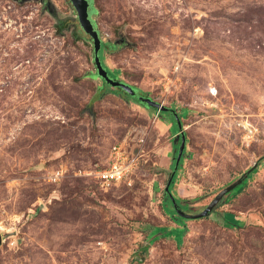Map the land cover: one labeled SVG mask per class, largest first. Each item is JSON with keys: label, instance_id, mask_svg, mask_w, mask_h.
I'll list each match as a JSON object with an SVG mask.
<instances>
[{"label": "rangeland", "instance_id": "obj_1", "mask_svg": "<svg viewBox=\"0 0 264 264\" xmlns=\"http://www.w3.org/2000/svg\"><path fill=\"white\" fill-rule=\"evenodd\" d=\"M0 0V264H264V0H89L110 70L172 113L95 74L68 0ZM61 24V26H60ZM135 162L107 188L85 171L112 146ZM56 169L62 176L51 181ZM42 206V207H41Z\"/></svg>", "mask_w": 264, "mask_h": 264}, {"label": "water", "instance_id": "obj_2", "mask_svg": "<svg viewBox=\"0 0 264 264\" xmlns=\"http://www.w3.org/2000/svg\"><path fill=\"white\" fill-rule=\"evenodd\" d=\"M73 11L75 12V17L77 19V22L80 26V28L84 31L85 34H87L90 37V41L92 44V61L95 68V74L98 78L102 79L107 85L114 87V88H120L123 92H125L126 95L132 97L139 103L147 106V107H154L159 111H170L175 120L178 127V132L176 134L175 139L180 140V144L177 148V154L174 158V166L172 171L170 172L168 176V180L166 182V185L164 187V191L166 194L169 195L170 200L172 201V204L175 208V212L185 218H201L204 216L209 215L214 211V209L224 201V196L231 191L234 187H236L238 184L242 182L244 178H247L248 174L253 170V168L256 166V163H254L250 168H248L245 172L242 173L240 177H238L234 182L228 184L224 188H222L214 197L213 199L203 208L202 211L197 213H187L182 211L177 207V202L175 198L171 195L169 192V185L173 179V176L177 170V167L180 163V159L183 155L184 148H185V142H186V135L185 131L182 127L180 118L178 116V113L175 109H172L170 107L164 106L162 103H159L155 100H153L151 97L146 96L144 94H141L138 92V89H136L134 86L128 84L127 82H124L120 80L119 78H114L110 76L107 72V70L104 68L102 61L100 59L99 51L101 48V36L94 25L91 15L89 13V7L90 3L89 0H69ZM42 207V206H41ZM1 234H0V243H1Z\"/></svg>", "mask_w": 264, "mask_h": 264}, {"label": "built area", "instance_id": "obj_3", "mask_svg": "<svg viewBox=\"0 0 264 264\" xmlns=\"http://www.w3.org/2000/svg\"><path fill=\"white\" fill-rule=\"evenodd\" d=\"M134 162L121 146L114 145L112 146L110 159L106 166L93 168L85 171V173L92 177L100 186L107 188L128 179ZM62 174L61 169H56L48 175V178L51 181H56L60 179Z\"/></svg>", "mask_w": 264, "mask_h": 264}, {"label": "trees", "instance_id": "obj_4", "mask_svg": "<svg viewBox=\"0 0 264 264\" xmlns=\"http://www.w3.org/2000/svg\"><path fill=\"white\" fill-rule=\"evenodd\" d=\"M68 21H72L71 24L74 25V29H73V33H74V36L76 39H79L81 37H83V35H85L84 31L80 28L78 22H77V19L76 17L74 16L73 19H70V18H66L65 20H61V24L63 23V27L64 25H67ZM60 24V26H61ZM69 25V24H68ZM118 47V44L116 43H111V42H108L106 40H101V48H100V51H99V55H100V59L102 61V64L104 66V68L107 70L108 74L114 78H117V74H118V70H110L108 68V66L104 63L103 61V52L106 50V51H113L114 49H116ZM102 81V85L100 87L97 88V94L98 96H100L101 94H103L105 91H106V87L107 85H105L106 83L101 79ZM119 89L120 91H122L120 88H117ZM123 92V91H122ZM138 92H140L138 90ZM125 93V92H124ZM138 104L142 105L141 103L138 102ZM143 106V105H142ZM144 107V106H143ZM149 108H152V107H149ZM153 112H156V114L159 116V110H157L156 108L153 107ZM182 161V159H181ZM175 181V175L173 176V179L169 185V189L172 188V185ZM166 193H164V204H163V208H164V211L166 213H169V212H174V209L172 208L173 204H172V201L170 200V198L165 195ZM175 216L179 217V215L177 213H175Z\"/></svg>", "mask_w": 264, "mask_h": 264}, {"label": "flooded vegetation", "instance_id": "obj_5", "mask_svg": "<svg viewBox=\"0 0 264 264\" xmlns=\"http://www.w3.org/2000/svg\"><path fill=\"white\" fill-rule=\"evenodd\" d=\"M15 1H20V0H15ZM23 1H25V0H23ZM36 1L39 2L41 4V6L44 7L46 10H48L49 12H55L56 11V9L53 6L51 0H36ZM68 2H69V0H68ZM72 10H73V8H72ZM74 15H75V12H74ZM167 112H170V111H167ZM165 195H167L169 197L168 194H165Z\"/></svg>", "mask_w": 264, "mask_h": 264}]
</instances>
